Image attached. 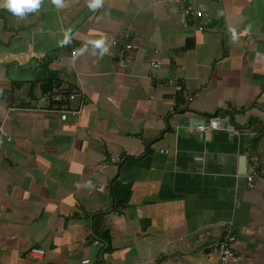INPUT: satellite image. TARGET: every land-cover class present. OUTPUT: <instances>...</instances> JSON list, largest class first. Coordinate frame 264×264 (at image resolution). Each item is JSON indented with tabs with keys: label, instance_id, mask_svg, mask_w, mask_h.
I'll use <instances>...</instances> for the list:
<instances>
[{
	"label": "crops",
	"instance_id": "1",
	"mask_svg": "<svg viewBox=\"0 0 264 264\" xmlns=\"http://www.w3.org/2000/svg\"><path fill=\"white\" fill-rule=\"evenodd\" d=\"M184 2L0 7V264H219L228 223L227 264H264V0H193L205 15L188 27ZM101 37L108 52L80 53ZM57 89L80 91L77 115L54 110ZM218 112L227 127L197 128Z\"/></svg>",
	"mask_w": 264,
	"mask_h": 264
},
{
	"label": "built area",
	"instance_id": "2",
	"mask_svg": "<svg viewBox=\"0 0 264 264\" xmlns=\"http://www.w3.org/2000/svg\"><path fill=\"white\" fill-rule=\"evenodd\" d=\"M182 12L184 14L183 25L185 27L190 26L192 21L196 19H200L205 15L204 10L199 6L194 4L193 0H185ZM199 29H202V26H198ZM251 34H247L246 43L249 45L251 44ZM68 46L72 47L71 55L77 56L78 49L75 46L74 39H71L70 43H67ZM129 46V45H127ZM130 47V46H129ZM74 50H76L77 54H74ZM162 62L160 60L153 61L152 66L158 67ZM170 81H174L170 79ZM176 92L182 91L184 89V85L182 81H176ZM80 93L78 89L72 90H64V89H57L51 93V100L53 103V108L55 111L60 113V117L62 120H67L71 115H77L80 111L79 107H72V104L75 102V98L77 93ZM176 94V93H175ZM174 94V95H175ZM175 106V100L173 98L172 104L170 109L173 111ZM231 113L228 112H218L213 114L212 116L208 117L206 121L199 123L197 125L198 129L201 130H216L227 127V125L232 120ZM248 141L246 143V157L248 159V171L246 172V179L250 186L254 187L257 178L261 175V160L259 154L255 148V140L257 138L256 131H249L248 133ZM8 137V132L5 128V122L0 121V138ZM9 138V137H8ZM235 240V229L232 223H228L224 226L223 230L221 231L220 238L217 240L216 244L214 245L213 250L219 255L220 263L219 264H227L228 260L232 257H239V254L233 247V242ZM99 240L98 238L95 239L97 243ZM31 253L35 256H40L45 253V249L43 247H32Z\"/></svg>",
	"mask_w": 264,
	"mask_h": 264
},
{
	"label": "clouds",
	"instance_id": "3",
	"mask_svg": "<svg viewBox=\"0 0 264 264\" xmlns=\"http://www.w3.org/2000/svg\"><path fill=\"white\" fill-rule=\"evenodd\" d=\"M52 2L57 5V7L62 6L63 0H52ZM41 0H0V7H5L13 14L17 16H24L27 12L34 11L40 7ZM102 6V0H89V7L92 9H96L97 7ZM250 27V26H249ZM232 32V39L235 41L238 39V34L235 28L230 29ZM70 33H66L65 37L62 41H60L61 45L67 44L71 42ZM106 37H101L97 39H91L87 41V43L80 49V53H83L87 50V45L91 44L94 48L100 50V54L108 52V46L105 43ZM74 54L76 50H74Z\"/></svg>",
	"mask_w": 264,
	"mask_h": 264
},
{
	"label": "water",
	"instance_id": "4",
	"mask_svg": "<svg viewBox=\"0 0 264 264\" xmlns=\"http://www.w3.org/2000/svg\"><path fill=\"white\" fill-rule=\"evenodd\" d=\"M240 162H241V165H240V167H241V171L243 172V173H246V171H247V166H248V159H247V157L246 156H243V158H241L240 159Z\"/></svg>",
	"mask_w": 264,
	"mask_h": 264
},
{
	"label": "trees",
	"instance_id": "5",
	"mask_svg": "<svg viewBox=\"0 0 264 264\" xmlns=\"http://www.w3.org/2000/svg\"><path fill=\"white\" fill-rule=\"evenodd\" d=\"M52 85H53V82H50L49 86L47 87L48 88L47 90H49L52 87ZM56 85H58V83ZM47 90H45V91H47ZM49 95L51 96V94H49ZM50 100H51V97H50ZM53 103H55V102L53 100H51L52 105H54Z\"/></svg>",
	"mask_w": 264,
	"mask_h": 264
},
{
	"label": "rangeland",
	"instance_id": "6",
	"mask_svg": "<svg viewBox=\"0 0 264 264\" xmlns=\"http://www.w3.org/2000/svg\"><path fill=\"white\" fill-rule=\"evenodd\" d=\"M202 8V7H201ZM203 9V8H202Z\"/></svg>",
	"mask_w": 264,
	"mask_h": 264
}]
</instances>
